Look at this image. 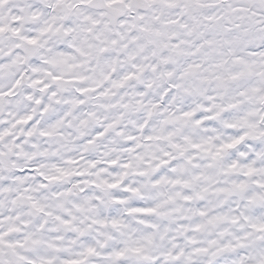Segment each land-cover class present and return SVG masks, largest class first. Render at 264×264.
<instances>
[{"label": "clouds", "instance_id": "9594fccd", "mask_svg": "<svg viewBox=\"0 0 264 264\" xmlns=\"http://www.w3.org/2000/svg\"><path fill=\"white\" fill-rule=\"evenodd\" d=\"M0 264H264V0H0Z\"/></svg>", "mask_w": 264, "mask_h": 264}]
</instances>
